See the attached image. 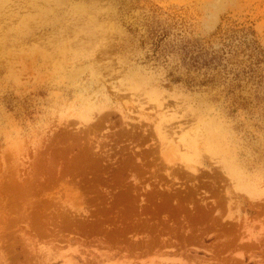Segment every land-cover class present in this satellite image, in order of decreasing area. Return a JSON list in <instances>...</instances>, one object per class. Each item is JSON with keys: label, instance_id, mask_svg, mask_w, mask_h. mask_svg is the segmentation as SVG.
Wrapping results in <instances>:
<instances>
[{"label": "rangeland", "instance_id": "1", "mask_svg": "<svg viewBox=\"0 0 264 264\" xmlns=\"http://www.w3.org/2000/svg\"><path fill=\"white\" fill-rule=\"evenodd\" d=\"M0 264H264V0H0Z\"/></svg>", "mask_w": 264, "mask_h": 264}, {"label": "trees", "instance_id": "2", "mask_svg": "<svg viewBox=\"0 0 264 264\" xmlns=\"http://www.w3.org/2000/svg\"><path fill=\"white\" fill-rule=\"evenodd\" d=\"M202 55H196V56H192V57H190V63L192 64L193 63V65H195V66H197V65H199L200 64V59H204V58H202L201 57ZM205 61H207V60H204V65H207L208 64V62H205Z\"/></svg>", "mask_w": 264, "mask_h": 264}, {"label": "bare ground", "instance_id": "3", "mask_svg": "<svg viewBox=\"0 0 264 264\" xmlns=\"http://www.w3.org/2000/svg\"><path fill=\"white\" fill-rule=\"evenodd\" d=\"M157 130L159 131V134H160V133H161V132H160V127H157ZM164 134H165V133H164ZM160 135H161V134H160ZM161 137H162V135H161ZM162 138H163V137H162ZM164 139H165V138H164ZM170 145H173L172 148L175 149V151L179 150V149H177L178 147L175 148V143L173 144V143L171 142ZM176 146H177V145H176ZM178 146H179V145H178ZM248 190H251V189H248Z\"/></svg>", "mask_w": 264, "mask_h": 264}]
</instances>
